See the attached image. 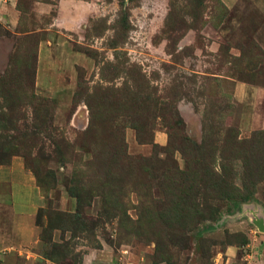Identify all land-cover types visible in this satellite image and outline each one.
I'll use <instances>...</instances> for the list:
<instances>
[{
  "label": "rangeland",
  "instance_id": "obj_1",
  "mask_svg": "<svg viewBox=\"0 0 264 264\" xmlns=\"http://www.w3.org/2000/svg\"><path fill=\"white\" fill-rule=\"evenodd\" d=\"M7 193L0 264H264V0L1 1Z\"/></svg>",
  "mask_w": 264,
  "mask_h": 264
},
{
  "label": "crops",
  "instance_id": "obj_2",
  "mask_svg": "<svg viewBox=\"0 0 264 264\" xmlns=\"http://www.w3.org/2000/svg\"><path fill=\"white\" fill-rule=\"evenodd\" d=\"M2 197H3V198L5 197L6 199H8V197H9V193H7V194H5V195H2ZM5 198H4V200H1L0 203L4 204V203H5ZM30 202H31V201H29L27 204H29ZM25 204H26V202L22 203L21 206L23 207ZM27 218H28V216H25V215H24V218H22V217L19 215V217L17 218V220H18V225H17L16 228H15L16 231H19V230L25 228ZM23 238H24L25 241H28V239H25V237H23Z\"/></svg>",
  "mask_w": 264,
  "mask_h": 264
},
{
  "label": "water",
  "instance_id": "obj_3",
  "mask_svg": "<svg viewBox=\"0 0 264 264\" xmlns=\"http://www.w3.org/2000/svg\"><path fill=\"white\" fill-rule=\"evenodd\" d=\"M263 220L261 219L260 221L257 222V226L262 230L263 228Z\"/></svg>",
  "mask_w": 264,
  "mask_h": 264
},
{
  "label": "trees",
  "instance_id": "obj_4",
  "mask_svg": "<svg viewBox=\"0 0 264 264\" xmlns=\"http://www.w3.org/2000/svg\"><path fill=\"white\" fill-rule=\"evenodd\" d=\"M247 198L245 197L242 201H245ZM240 203V202H239Z\"/></svg>",
  "mask_w": 264,
  "mask_h": 264
},
{
  "label": "built area",
  "instance_id": "obj_5",
  "mask_svg": "<svg viewBox=\"0 0 264 264\" xmlns=\"http://www.w3.org/2000/svg\"><path fill=\"white\" fill-rule=\"evenodd\" d=\"M1 1H6V0H0V2H1Z\"/></svg>",
  "mask_w": 264,
  "mask_h": 264
}]
</instances>
